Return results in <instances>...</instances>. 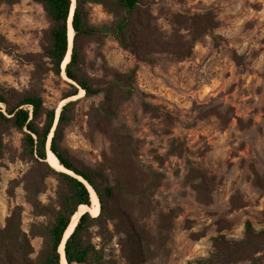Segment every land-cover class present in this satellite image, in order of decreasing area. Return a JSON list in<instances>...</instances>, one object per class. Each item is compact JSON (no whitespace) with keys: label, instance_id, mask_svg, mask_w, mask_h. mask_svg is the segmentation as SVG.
Instances as JSON below:
<instances>
[{"label":"rangeland","instance_id":"374dc122","mask_svg":"<svg viewBox=\"0 0 264 264\" xmlns=\"http://www.w3.org/2000/svg\"><path fill=\"white\" fill-rule=\"evenodd\" d=\"M149 5L167 30L173 12L211 11L218 39L205 36L188 59L157 53L153 63L138 61L112 35L84 39L82 71L96 82L138 65L133 94L120 101L116 118L103 122L116 135L96 118L103 94L80 95L79 89L75 97L63 98L74 84L65 72L58 75L49 63L26 60L28 53L41 50L50 25L42 4L34 0H0V38L7 48H0V91L36 93L56 110V117L63 100H74L62 146L105 170L112 183L122 181L120 168L113 166L123 163L125 152L116 141L121 128L128 129L136 164L149 174L160 173L157 187L153 174L144 183H131L133 191L152 190L144 204L124 191L119 193L123 203H115L128 208L144 234L142 264H199L211 252L212 236L241 238L246 221L257 230L264 228V0H150ZM84 6L90 23L113 19L101 4ZM144 103L152 106L145 108ZM22 138L23 132L15 128L3 133L0 227L19 211L35 256L44 243L50 223L47 208L56 206L60 183L29 156ZM47 162L53 166L48 156ZM108 227L112 237L102 239L96 224L91 237L105 247L112 264H123V234L110 221Z\"/></svg>","mask_w":264,"mask_h":264},{"label":"trees","instance_id":"16d2710c","mask_svg":"<svg viewBox=\"0 0 264 264\" xmlns=\"http://www.w3.org/2000/svg\"><path fill=\"white\" fill-rule=\"evenodd\" d=\"M34 1L42 4L50 25L41 50L28 53L26 60L36 65L49 63L50 69L58 75L65 72L74 84L72 83V90L65 93L63 98L77 95L79 89H83L88 96L103 94V100L96 108V118L103 124V128L106 126L108 132L112 130L115 135L114 127L103 122L116 118L120 101L130 98L133 94L138 65L115 73L111 79L96 82L82 71L84 39L112 35L120 46L131 51L138 61L148 63L154 62V55L157 53L170 55L177 60L188 59L193 55L196 42L207 35L214 41L218 39L214 32L217 20L211 11L173 12L170 17L171 28L167 30L158 22L149 5L150 0H76L71 20L74 30L71 54L63 68L62 63L69 49L68 21L72 0ZM86 3L103 5L112 15V21L90 23L84 6ZM0 48H6L1 38ZM234 58H237V55H234ZM0 103L4 105L3 108L0 107V156L4 149L3 133L9 128L20 130L23 132L22 140L29 156L44 164L60 183L56 206L47 208L50 223L45 227V240L38 253L33 256L34 247L30 236L21 228L19 211L14 210L6 225L0 227V264H61L59 246L72 216L81 204L91 205L89 186L98 196L100 212L92 216L89 211H85L79 217L74 230L65 241L64 254L67 264H112V261L106 258L105 247L95 243L90 234L91 226L96 224L101 229L98 234L102 239L112 237L114 232L108 227L109 221L118 228V233L123 234L119 238L123 264H142L145 252L144 234L137 227L136 219L128 208H120L118 205L117 207L115 203L122 201L119 193L124 191L126 196H137L140 204H144L152 197V190L140 187L133 191L130 188L131 183L137 180L144 183L150 174H153L157 187L160 173L151 171L149 174L142 166L136 164V146L128 129L122 127L120 140L116 141L122 152H125L122 155L123 163L113 166L120 168L119 179L122 181L112 183L105 170L77 159L62 146L63 130L71 120L69 112L75 104L74 100L61 107L57 122L56 110L46 107L43 98L36 93L0 91ZM144 106L150 108L152 105L144 103ZM51 132L53 134L50 150L66 169L76 175L57 170L47 162V144ZM211 240V252L207 257L200 259L199 264H261L264 261V228L257 230L250 221H246L241 238L233 239L218 234L212 236Z\"/></svg>","mask_w":264,"mask_h":264},{"label":"bare ground","instance_id":"6f19581e","mask_svg":"<svg viewBox=\"0 0 264 264\" xmlns=\"http://www.w3.org/2000/svg\"><path fill=\"white\" fill-rule=\"evenodd\" d=\"M75 4H76V0H72V6H71V11H70V16H69V21H68V36H69V49H68V52L65 56V59L62 63V66L63 68H65V65L66 63L69 61L70 59V54H71V48H72V41H73V35H74V30L72 28V15H73V12H74V8H75ZM84 93V90L81 89L80 91V95H82ZM76 96V95H75ZM75 96H71L72 97H75ZM70 99V97H69ZM64 100L61 102L59 108H58V113L62 107V105L64 104ZM51 136H52V133H50V136H49V139H51ZM49 145H50V140L48 141V159L51 161V163L53 164V166H55L58 170H61V171H66L70 174H73V172L71 170H68L66 169L58 160V158L56 157V155L50 150L49 148ZM73 175H76V174H73ZM78 176V175H77ZM79 177V176H78ZM81 179V177H79ZM90 188V191H91V205H86V204H81L79 206V210L72 216L71 218V221L64 233V236H63V240L59 246V251L62 255V259H61V264H67V261L65 259V254H64V245H65V241L67 239V237L71 234V232L74 230L78 220H79V217L85 212V211H90L92 213L93 216H96L99 214V211H100V202H99V199H98V196L97 194L95 193V191L89 186Z\"/></svg>","mask_w":264,"mask_h":264},{"label":"water","instance_id":"95a60500","mask_svg":"<svg viewBox=\"0 0 264 264\" xmlns=\"http://www.w3.org/2000/svg\"><path fill=\"white\" fill-rule=\"evenodd\" d=\"M57 119H58V117H57ZM57 122V121H56ZM52 133V132H51ZM53 134V133H52ZM49 140H51V139H49ZM74 174V173H73ZM80 177V176H79ZM80 179V178H79ZM81 180H83L82 178H81Z\"/></svg>","mask_w":264,"mask_h":264}]
</instances>
